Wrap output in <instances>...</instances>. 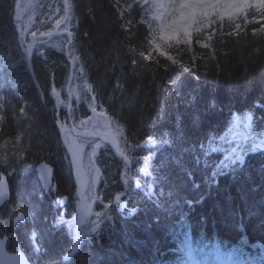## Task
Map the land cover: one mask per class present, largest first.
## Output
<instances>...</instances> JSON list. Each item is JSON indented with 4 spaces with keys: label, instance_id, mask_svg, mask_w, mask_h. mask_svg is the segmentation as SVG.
<instances>
[{
    "label": "trees",
    "instance_id": "16d2710c",
    "mask_svg": "<svg viewBox=\"0 0 264 264\" xmlns=\"http://www.w3.org/2000/svg\"><path fill=\"white\" fill-rule=\"evenodd\" d=\"M45 5L41 0V7ZM71 5L73 24L78 28L73 49L80 62L77 78L91 87L84 91L86 98L81 90L76 105L82 102L87 109L95 105L103 111L122 127L130 146L149 139L157 141L161 147L157 148L153 166L156 186L163 183H159L163 178L167 180L162 187L167 196L162 198L161 208L144 204L136 216L120 215L113 223L108 222L107 229L93 239L83 256L76 257L74 264H156L153 256L158 251L154 248L166 246L180 217L188 214L198 223L188 219L180 232L220 240L222 234L236 240L234 245L256 254L259 261L264 247V153L250 156L243 169L220 178L216 186L212 166L224 160L218 141L229 130L234 116L250 115L251 135L260 137L264 133V1L259 8H243L231 17L217 13L200 17L189 38L164 42L163 53L157 50L158 25L150 2L71 0ZM12 10L9 0H0V51L12 62L9 67L17 64L14 53L18 51ZM49 19L46 10H40L38 21L51 27ZM23 71L25 67L21 66L7 73L8 81L0 84L6 92V102L0 105V180L8 179L12 192L10 202L0 209V238L8 237L10 251L22 245L31 252L35 235L44 247L41 257L47 258L40 264H59L71 241L64 230L50 226L57 211L47 202L37 201L35 184L31 189L19 184L25 173L33 170L37 175L41 161L38 165L34 162L41 155L49 156L51 151H45L58 138L54 87L64 90L67 62L63 55L52 54L44 62H35L32 75ZM5 84L11 87L6 89ZM115 104L121 107L120 118L115 115ZM165 127L170 130L165 131ZM180 131L199 142L195 151L203 150L206 156L182 169L171 166V156L158 142L163 138L169 147L178 149ZM202 141L205 145L201 147ZM249 148L250 143H246L241 150ZM145 150L146 156L151 154L150 147ZM106 159L107 163H100L103 179L110 189L118 191L115 182L119 183L124 171L119 172L117 159ZM54 162L45 163L54 169L63 194ZM180 178L183 181L177 186L185 181L193 192L192 209L173 207L175 202L185 201L176 198L179 188L172 184L173 179ZM19 213L27 218L16 226ZM238 224L243 234L236 230Z\"/></svg>",
    "mask_w": 264,
    "mask_h": 264
},
{
    "label": "rangeland",
    "instance_id": "374dc122",
    "mask_svg": "<svg viewBox=\"0 0 264 264\" xmlns=\"http://www.w3.org/2000/svg\"><path fill=\"white\" fill-rule=\"evenodd\" d=\"M164 1V0H163ZM161 0V2H163ZM196 0H176V2L182 3L183 5L186 6H190L193 7V5L195 4ZM240 0H217L216 5H219L220 7H222L223 11L225 13H229L231 11H233L237 6V3ZM244 3H247L248 0H241ZM163 5V4H161ZM19 13L20 11H18L17 15H16V20H17V24L19 26ZM159 14L160 17H162V20H165V25L166 28L167 26L170 29H164L163 28V34L164 37H170L173 35L174 30H176L178 28V24L175 23V16L173 14H167L166 12L160 11L159 10ZM172 25V26H171ZM188 24H182V26L185 28L187 27ZM20 27V26H19ZM21 37L23 39L22 33H21ZM27 39V34L24 36V40ZM157 48H159V52L163 53V45L162 43H158ZM86 86L84 85V83L81 85L80 83L77 84V87H75V85L72 86V93L75 94L76 92H79L80 90L85 91ZM98 125V124H97ZM242 123L234 120V122L232 123V126L230 128V130H228V132L226 133V135H224L219 141H218V151L223 153L224 155V161H225V165H227V163H229V161L226 160V158H231L234 159L238 157V152L240 150V148L245 144V139L243 138L242 135ZM65 133H71V130H65ZM107 133L109 134L108 136H113V133H118L117 131L108 129ZM76 139V138H75ZM75 139H69L71 141H74L76 144L79 145V142ZM66 140V139H64ZM63 140V141H64ZM68 147V145H66ZM226 157V158H225ZM68 158L70 160V162L72 163V169L70 170V176H73V180L75 179L76 183L81 184V188L80 191L82 193L81 195V201L80 203L77 204L76 209L78 210V212L81 213H86V211H88L89 213L93 214L94 217L99 218L101 216L100 213H96L94 212V208L93 205L98 201L97 198L94 196V191L96 190V187H98V169H96V166L94 164V159H92L90 157V154H84L83 153V148L80 147V155H79V170L76 164H74L72 162L73 157L71 155V153L68 151ZM223 163V162H222ZM43 167L41 166L39 169V175L40 178L44 180L49 179V173L47 174V177L45 178V176L42 174L43 173ZM79 173L83 174V178L85 180V182L82 184L81 182V178ZM41 179V180H42ZM42 181V182H43ZM44 187V186H43ZM88 200L90 201V204L88 202ZM68 203V202H67ZM72 203V201L70 202ZM74 204V202H73ZM61 206H63V203H60ZM87 208V209H86ZM78 224V227H80V230H75V221H72L70 223V226L72 228V231L76 232L79 237L85 236V235H89L92 232H95L98 229V226L100 225V219L94 224L93 229H95V231H93V229L88 230V226H82V221L76 222ZM91 225H93L91 223ZM90 225V226H91Z\"/></svg>",
    "mask_w": 264,
    "mask_h": 264
},
{
    "label": "bare ground",
    "instance_id": "6f19581e",
    "mask_svg": "<svg viewBox=\"0 0 264 264\" xmlns=\"http://www.w3.org/2000/svg\"><path fill=\"white\" fill-rule=\"evenodd\" d=\"M173 6L175 7V9H177L176 5L173 4ZM173 6L170 3H167L166 9L167 10H171L172 9V10L175 11ZM184 16H185L184 12H181L180 13V18H184ZM113 106H114L115 115L118 118H120L121 113H122V112H120L121 111L120 110V108H121L120 105L119 104H115ZM13 113L15 114V112H13ZM169 130L170 129L168 127H165V131H169ZM180 132H182V131H180ZM158 142L162 143V145L165 146V150L168 152V155L171 156V157H168V158L170 159V164L172 163L171 166L173 168H180V169L186 168L187 167L186 165H190L193 162L202 161V160H204L206 158V156L204 155L205 151L201 150L202 152H200V153L195 151V150H197V146H198L199 142L198 143L194 142V139L189 138V136L185 132H182V133L179 134L178 149L174 148V147H169L168 144L166 143V141L163 138L159 139ZM204 145L205 144L202 141L201 142V147L204 146ZM159 147H161V145L157 146L158 149H159ZM48 149L49 150H46L45 152L51 151L50 155L46 156L45 158H42L45 154L41 155L37 159V161L34 162V165H38L40 163V161L42 162L43 160H54L55 161L54 164H56V166L58 168V172H59L58 178H59V180L61 182L60 184H61L63 190L66 191L67 189L72 187V178L70 176V172L67 169L65 154H64V152H63V150L61 148V145H60V142H59L58 138L56 140V143L55 142L53 143V147L48 148ZM184 153H187V154H184ZM185 162H186V164H185ZM221 163L222 162L217 161L216 164L214 165V167L212 166V168H214L215 174H216L215 179H213V184L217 183L220 178L227 177V175L235 173L230 167H228V169H225L224 168L225 164H221ZM118 167H119V165H117L115 167V169H117ZM22 176H24V175H22ZM36 177H37V175H35L33 170H32V172L25 173V176H24L25 179L22 180L19 185H24V186H26L27 188H30V189L32 188V186L34 184L37 187L38 179ZM17 178L18 177L13 178L12 181L15 182V180ZM165 178L167 179V177H165ZM181 178L179 180H174V179L172 180L173 186H175V188H179V190H178L179 192H178V195H177L176 198L180 199V200L184 199L185 201L193 199V194H192L193 192H192L191 188L187 185V183H185V181L181 184L180 187L177 186V183L180 184V182L183 181ZM166 181L167 180H165L164 178L162 179V181H159L160 184L163 182L161 185H159L160 188H162L165 185ZM157 182H158V179H157ZM166 185L167 186L169 185L168 182H167ZM201 186H203V184ZM118 188H119V186H118ZM107 192L111 193V191H109V190H107ZM203 199L204 198H201L200 202ZM53 209L54 210L56 209V207H54V205H53ZM140 213H141V211H140ZM238 214H240V212H238ZM193 217L194 216L192 215L191 216L192 221L198 223V219L196 220L195 217L194 218ZM238 217L241 218L240 215ZM199 221H200V219H199ZM236 230H238L240 233L243 234V232L241 230V224H238V227H237ZM219 237L226 244H237L238 243L236 240L230 239V238H228V237H226V236H224L222 234H219ZM176 238H177L176 235L172 238V242L173 243L176 241ZM235 246L241 247V248L244 249V247L242 245H240V244L239 245H235ZM166 249H167V247L164 244L155 247L153 251H158V252L156 253V256H153V258L157 259V260H160V261H163V253H166ZM262 256H263V253H262L261 257ZM253 258L257 259L256 254H253Z\"/></svg>",
    "mask_w": 264,
    "mask_h": 264
},
{
    "label": "snow or ice",
    "instance_id": "6c2138e0",
    "mask_svg": "<svg viewBox=\"0 0 264 264\" xmlns=\"http://www.w3.org/2000/svg\"><path fill=\"white\" fill-rule=\"evenodd\" d=\"M185 70H187V69H185ZM57 95H58V93H57ZM247 119L250 121L251 120V116L249 115L247 117ZM65 144L68 145V150H69V152L71 153V155L73 157L72 162L77 165L78 170H79V155H80V147L81 146L76 144L74 141L69 140V139L65 140ZM50 171H51V169L47 168L46 166L43 167V173L42 174L45 176V178L47 177V174ZM142 171L145 174H147L148 173L147 166L144 169H142ZM79 175H80V178H81V182L83 184L85 182L84 178H83V174L79 173ZM137 186H139V184H137ZM4 190H5V184L2 181H0V203L3 202ZM21 219H22V217H21ZM109 219H110V217H109ZM93 231H95V229H93ZM76 240H77V246H78L79 245V241H80V237L77 236ZM187 247H188V255H189V258L191 259L192 255H193V252L195 250L192 249L190 243L188 244ZM77 250H78V248H77Z\"/></svg>",
    "mask_w": 264,
    "mask_h": 264
},
{
    "label": "water",
    "instance_id": "95a60500",
    "mask_svg": "<svg viewBox=\"0 0 264 264\" xmlns=\"http://www.w3.org/2000/svg\"><path fill=\"white\" fill-rule=\"evenodd\" d=\"M4 194H5V198L8 197L9 195L6 184H5ZM121 206L123 205L117 204V207L120 208ZM121 210L128 212L127 209L124 207ZM0 264H29V263L22 254H19L18 256H11L10 254H8L6 251V241L0 240Z\"/></svg>",
    "mask_w": 264,
    "mask_h": 264
}]
</instances>
